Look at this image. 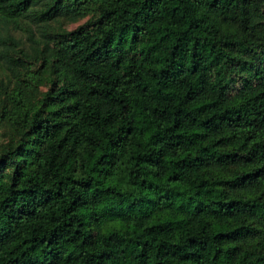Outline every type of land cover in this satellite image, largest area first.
Wrapping results in <instances>:
<instances>
[{
    "label": "trees",
    "instance_id": "obj_1",
    "mask_svg": "<svg viewBox=\"0 0 264 264\" xmlns=\"http://www.w3.org/2000/svg\"><path fill=\"white\" fill-rule=\"evenodd\" d=\"M0 15V264H264V0Z\"/></svg>",
    "mask_w": 264,
    "mask_h": 264
},
{
    "label": "rangeland",
    "instance_id": "obj_2",
    "mask_svg": "<svg viewBox=\"0 0 264 264\" xmlns=\"http://www.w3.org/2000/svg\"><path fill=\"white\" fill-rule=\"evenodd\" d=\"M89 16H84V17H79L76 19L64 21V22H57L54 23V25L58 28H73L80 23L86 21ZM1 18V15H0ZM8 23L9 26L13 32V34L22 42L27 43V36H28V30L30 29L35 37H38L39 34V28H41L39 25H36L33 23L30 19V17H13V18H8ZM49 76L51 75L50 73L48 74ZM48 76V77H49ZM51 81L46 79L43 83H41L38 87V91L36 93V96L33 98V102H36L37 105H40L41 99L45 93V91L50 87ZM15 136L10 137L7 132L5 131H0V143L7 144L10 141H15Z\"/></svg>",
    "mask_w": 264,
    "mask_h": 264
}]
</instances>
